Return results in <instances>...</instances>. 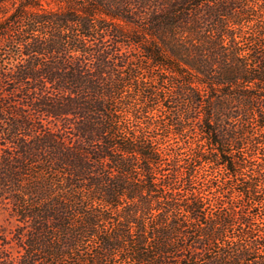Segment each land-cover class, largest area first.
Returning <instances> with one entry per match:
<instances>
[{
    "label": "trees",
    "instance_id": "trees-1",
    "mask_svg": "<svg viewBox=\"0 0 264 264\" xmlns=\"http://www.w3.org/2000/svg\"><path fill=\"white\" fill-rule=\"evenodd\" d=\"M1 209L0 264H264V0H0Z\"/></svg>",
    "mask_w": 264,
    "mask_h": 264
},
{
    "label": "rangeland",
    "instance_id": "rangeland-1",
    "mask_svg": "<svg viewBox=\"0 0 264 264\" xmlns=\"http://www.w3.org/2000/svg\"><path fill=\"white\" fill-rule=\"evenodd\" d=\"M12 226H14L13 221L10 219L7 212L4 209H1L0 210V236L9 235V230L12 228ZM13 252H15L14 249H13Z\"/></svg>",
    "mask_w": 264,
    "mask_h": 264
}]
</instances>
